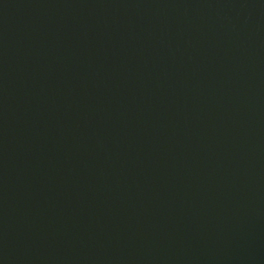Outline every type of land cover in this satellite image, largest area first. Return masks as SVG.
Here are the masks:
<instances>
[{
  "label": "water",
  "instance_id": "water-1",
  "mask_svg": "<svg viewBox=\"0 0 264 264\" xmlns=\"http://www.w3.org/2000/svg\"><path fill=\"white\" fill-rule=\"evenodd\" d=\"M0 264H264V0H0Z\"/></svg>",
  "mask_w": 264,
  "mask_h": 264
}]
</instances>
